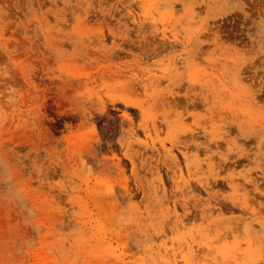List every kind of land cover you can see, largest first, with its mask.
I'll list each match as a JSON object with an SVG mask.
<instances>
[{
  "label": "rangeland",
  "instance_id": "374dc122",
  "mask_svg": "<svg viewBox=\"0 0 264 264\" xmlns=\"http://www.w3.org/2000/svg\"><path fill=\"white\" fill-rule=\"evenodd\" d=\"M0 264H264V0H0Z\"/></svg>",
  "mask_w": 264,
  "mask_h": 264
}]
</instances>
